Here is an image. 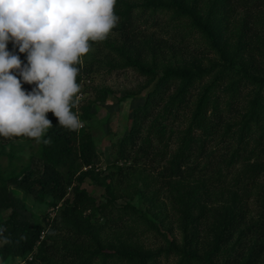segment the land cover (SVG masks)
I'll return each mask as SVG.
<instances>
[{
	"label": "trees",
	"instance_id": "trees-1",
	"mask_svg": "<svg viewBox=\"0 0 264 264\" xmlns=\"http://www.w3.org/2000/svg\"><path fill=\"white\" fill-rule=\"evenodd\" d=\"M205 1L116 0L114 13L118 20L115 29H119L116 30L120 35L117 39L121 44L111 42L110 45L121 60L110 69L130 65L143 76L146 84L155 79L149 88L146 102L138 113V117H152V121L141 122L151 126L150 130L154 132L159 125L164 130L167 126L177 124V119H182L185 123L188 119L191 120L183 133L181 145L171 152L149 146L150 135L153 133L143 139L139 129H132L135 150L126 151L122 144L119 148L121 158L116 160L124 158L134 165L145 166L139 164L141 157L137 150H140L145 153L146 167L159 175L166 184L171 185L175 180L187 182L189 187L186 192L175 189V186L170 188V191L175 189L170 194V200L172 203L183 202L191 209L185 215L189 226L185 230L191 235L210 226L211 218L215 219L216 201L205 193L224 189L219 192L221 197L232 194L229 195L234 198L232 205L229 208L223 205L224 217H219V220L216 217V225L220 229L217 238H221V242L218 240V243H214L215 250L208 255L205 264H263L264 179L260 180V175L264 169V77L251 78L254 88H250L249 98H253L244 114L246 119L243 125L232 122L230 116L218 112L219 104L209 99L207 91L211 85L216 84L215 80L197 98V102L194 95H191L186 106L182 103L184 88L177 89L175 93H171L170 88H165L164 93L160 92V88L170 83L171 79L181 78L188 84L197 77V73L188 71L176 75L170 65L173 63L164 62L162 58L164 50L171 47L175 49L173 52L186 51L185 48L189 45L182 43L188 41L192 44V40H186L190 32L193 35L199 34L194 45L196 50L201 46L198 42L208 40V47L200 49L203 52L213 51V48H209L213 45L212 37L219 38L223 35L222 38H226L232 34L234 38L227 39L225 43L233 59L227 64L228 67L241 71L246 62L251 68H257L264 74V0H208L204 3ZM199 8H204L205 16L197 17L196 14L201 11ZM159 11L166 13V22L153 18ZM147 25L149 29L146 28ZM183 25L188 28H182ZM171 32H174L172 36L175 41L166 45L164 40L167 39L164 37ZM182 40L185 41L178 44ZM95 42L97 41H90V48ZM7 47L21 58L22 66L27 62V53H20L18 46L13 47L12 41L8 42ZM222 55L227 56V53ZM225 59L228 60L227 57ZM81 62L82 59L76 65L78 84L83 79L84 67ZM160 67L165 70L157 71ZM220 74H224L228 81L229 104L237 93L248 97L244 89L251 83L249 76L225 71ZM17 78H20L18 74ZM34 85L35 82L29 84L22 81L21 86L26 91H31ZM242 86L244 88H239ZM74 99L76 102V97ZM164 101H168L167 107L160 105ZM186 107L192 108V111L186 110ZM82 108V112H78L75 105L72 108L84 122L76 130L57 124L58 118L49 111L46 117L53 125L39 142L26 136H0L1 148L13 146L10 152L0 150V257L5 263L23 257L26 259L25 264H164L161 259L162 246L136 250L132 246L122 245L113 250L112 237L119 234L120 230L126 232L134 222L140 226L138 220L141 217L147 220L148 225L150 220L142 208L125 212V208L114 206L113 199L98 202L83 186L85 178L93 175L92 169L95 166L92 164L95 163L97 151L96 138L89 123H86L90 116L89 108L85 105ZM210 108L213 110L209 114ZM167 110L175 112L174 120L168 123L166 121L172 114ZM253 134L256 135V143L252 147H246L249 142L252 144ZM215 136L217 137L214 138ZM44 138H48L50 143L44 144ZM17 146H21V151L15 148ZM87 166L90 169H84ZM235 167H240V174L233 176ZM118 168L122 170L121 166ZM244 177L246 184L244 183L243 190L248 194L238 192L233 196L231 187L242 185ZM229 179L232 182L228 185ZM103 183L109 185L107 180ZM252 195L254 206L248 201ZM201 198L208 200L202 201ZM61 201L62 205L58 208ZM36 203L48 205L52 210L57 207L58 213L55 216L50 215V210L47 215L37 213L32 210V205ZM28 209L31 210L30 215L27 214ZM98 216L105 217V222L96 218ZM121 218L124 219L119 222ZM151 225L156 228L151 227V231H157L167 240L166 232L155 221H151ZM106 228L109 230L104 239L100 232ZM135 231L133 235H136ZM236 236L238 246L235 254H227V258L220 256V251L224 252L226 245L234 242ZM160 239L161 237L158 240ZM190 257L199 261L198 255ZM188 261L192 259L187 258L185 263Z\"/></svg>",
	"mask_w": 264,
	"mask_h": 264
},
{
	"label": "rangeland",
	"instance_id": "rangeland-1",
	"mask_svg": "<svg viewBox=\"0 0 264 264\" xmlns=\"http://www.w3.org/2000/svg\"><path fill=\"white\" fill-rule=\"evenodd\" d=\"M207 1L208 0L204 3ZM199 9L201 10V8ZM203 9L196 14L197 17L205 16L206 12L203 11ZM154 16L153 18H157L160 22H166L167 16L164 11H159ZM137 19L139 20V18ZM150 21L151 19L149 22ZM115 26L104 40L95 42L90 48V51L81 58L82 67H84L82 71L83 79L79 83L81 91L76 94L75 108L78 109V112H82V106H88L90 116L87 118L86 123H89L90 129L96 138L97 151L96 158L94 159L95 163L92 164L95 166L94 169H92L93 175L85 178L83 186L87 188L89 193L100 203L104 201L107 202L108 199H113L114 206L125 208V212L135 208H142V211L147 213L150 224L148 225L146 223L147 220L145 221L143 217H141L142 219L138 220L141 224L140 226L139 223L134 222L131 227L129 225V231L127 230L125 232L124 230H120L119 234L114 238L112 237L113 250H115V247H120L122 245L132 246L133 249L136 250H150L149 248H158L162 246L163 255L160 257L164 264H205L207 263L206 258L208 255L212 250H215L214 243H218V240L221 242V238H217L220 229L216 225V217L218 216V220L219 217H224L223 205L226 206L225 208H229L234 202V198L229 197V195L232 194L228 196L227 194L224 195V197L227 196V198L221 197L219 192L224 189L209 190L207 193L204 192L207 197H209L210 194L212 199L216 201L214 203V205L217 206V211L214 215L215 219L211 218L209 222L210 226H207L197 234L191 235L188 233V230H185V227L186 229L189 227L186 224L185 215L191 209L183 202L172 203L170 200V194L175 189L184 190L186 192V189L189 187L187 186V182L175 180L171 185L166 184L162 178H159V175L154 173L149 167H146L145 153H141L140 150H137L138 156L141 157V162H139V164H145V166L134 165L131 161L124 160V158L116 160L118 157L121 158L119 156V148L122 144L126 151L132 152L135 150L133 148L134 136L131 132L132 129H139L143 135V139L149 136L150 133H153L150 135L149 146L153 145L159 148V150L161 149V151L171 152L181 145L182 138L184 137L183 133L187 129V126H189L188 123L191 120L188 119L185 123L182 119H175L177 124L167 126L164 130L162 126L159 125L157 127L158 129H155L154 132L150 130L151 126L141 122L145 120L151 123L152 121V117H148L147 119L140 118L138 117V113L141 107L144 106L149 88H151L155 79L149 84H146L143 76L139 75L133 66L130 65L117 67L116 70L110 69L121 60L120 55L115 51L114 47L110 45L111 42H119L117 37L120 35L118 34L119 32L116 31L119 29H115ZM146 28L149 29L148 25ZM182 28L187 29L188 26L183 25ZM238 30L241 32V29ZM173 33L174 32H171L164 37L167 39L164 40L166 41L164 43H167L166 45H170L175 41L172 36ZM196 37H199V34L197 35V33H194L193 35L192 32H190L186 40H192V44L185 40L178 41L179 43L177 42L181 45V43L185 41L182 44L189 45L185 48L186 51L173 52L175 49L171 47L169 50H164L165 54H163L162 58H164V62L173 63L167 64L171 65L176 75L188 71L197 73V77L188 84L181 78L171 79L170 83L160 88V92L164 93L165 88H170V92L175 93L177 89L184 88L182 94L185 95V97L182 103L186 106L188 98L191 97V95H194V98H196L194 100L197 102V98H199L206 91L209 84L215 80L216 84L213 86L211 85L210 89L207 91L209 99L219 104L218 112L230 116L232 122L243 125V121L246 119L244 114L248 111L250 100L253 98H249L250 88H254V84H252L254 82H252L251 78L253 76L261 78L264 77V74L257 68H251L246 62H244V69H240L241 71L233 67H228L227 64H229L230 60L233 61V59L231 56L232 53L230 54V50L226 48L225 43L227 39L234 38L232 34L227 35L226 38H222L223 35L219 38L212 37L213 45L209 48H213V51L210 52H203L200 50L202 47H208L207 39H204L202 43L198 42L201 46L198 47L197 50L195 49L194 45L198 40ZM164 43H162V46H165ZM118 44H121V42ZM223 53H227V56H223ZM225 57H227L228 60H226ZM83 62L86 65H84ZM162 68H165V66ZM162 68L160 67L157 71H164L165 69L163 70ZM224 71L229 74H239L245 77L249 76L251 83L248 84V88L244 89L245 95L248 96L247 98L237 93L230 104L227 102L229 98L227 97L229 95L227 86L228 81L227 78L224 77V74H220ZM218 74L220 75L217 77ZM239 88H244V86ZM168 104V101L160 103V105L165 107H167ZM186 110H190L191 112L192 108L189 109V107H186ZM212 110L213 109L210 108L208 113L210 114ZM166 112L170 113L168 110ZM170 114L172 115L169 120L166 121L167 123L174 120L175 112ZM82 124L84 125V122H82ZM256 135H259V132H256ZM256 135L253 134L254 140ZM216 137L217 136L214 138ZM254 140L252 144L249 142L246 147H252L254 142L256 143V140ZM13 142L17 143L16 140ZM15 148L21 151V146ZM0 150L10 152L13 150V146L8 145L4 149L0 147ZM134 153L135 152H133V154ZM171 155L170 153V156ZM118 166H121L122 170H119ZM87 168L90 169V166L84 167V169ZM235 168L233 176L239 173L238 169L240 167ZM229 169L230 168H228V170ZM230 170H232V168ZM246 177H244L242 185L238 187L237 185H233V187H231L234 192L233 196L237 195L238 192L242 195L243 193L248 194L243 190ZM263 179L264 169H262L260 175V180ZM105 180L109 182L108 186L103 183ZM229 182H232V180H228V185ZM173 186H175V189L170 191V188ZM200 200H208V198H201ZM253 200L254 196L252 195V197L248 199L252 206H254ZM61 205L62 201L58 203V208L61 207ZM32 210L43 215H47V211L50 210L51 216H55V214L58 213L57 207L52 210V207H48V205L41 203L32 205ZM227 212L228 210L226 209V214ZM30 213L31 210L28 209L27 214L30 215ZM251 213L254 212L251 211ZM1 217L2 215L0 218ZM96 218L100 217L98 216ZM123 219L124 218H121L119 222H122ZM100 220L104 223L106 219L103 217L100 218ZM151 221H155L156 225L162 231L166 232L167 240L157 231H151L150 228L153 227ZM108 230V228L104 230L101 229L100 236L105 239L106 237L104 235L108 233ZM133 231H135L136 235H133ZM138 231H140V233H138ZM109 234H111V231H109ZM160 237L161 239L158 240ZM235 239L234 242L226 245L224 252L220 251V256L224 255L225 258H227V254H235L236 247L238 246L237 236ZM116 251L114 252L117 253ZM191 255H198L199 261H194V258L190 257ZM187 258L192 259V261L185 263ZM25 263L26 259L23 257L20 260H9L6 263L3 262L0 257V264Z\"/></svg>",
	"mask_w": 264,
	"mask_h": 264
},
{
	"label": "clouds",
	"instance_id": "clouds-1",
	"mask_svg": "<svg viewBox=\"0 0 264 264\" xmlns=\"http://www.w3.org/2000/svg\"><path fill=\"white\" fill-rule=\"evenodd\" d=\"M115 3L0 0V136H26L39 142L53 125L46 117L49 111L63 127L83 126L72 111L80 90L76 65L90 51V41L104 40L116 25ZM9 41L27 53L23 66L21 58L9 51ZM22 81L35 85L26 91Z\"/></svg>",
	"mask_w": 264,
	"mask_h": 264
}]
</instances>
